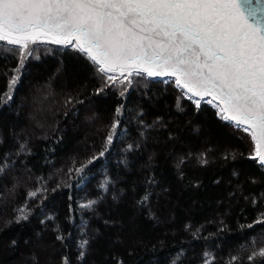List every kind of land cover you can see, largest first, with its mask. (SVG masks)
Instances as JSON below:
<instances>
[{
  "label": "trees",
  "instance_id": "trees-1",
  "mask_svg": "<svg viewBox=\"0 0 264 264\" xmlns=\"http://www.w3.org/2000/svg\"><path fill=\"white\" fill-rule=\"evenodd\" d=\"M36 55L0 102V264H264L248 260L264 246V225L247 227L264 213V168L247 159L246 133L171 81L136 78L121 96L79 52ZM17 66L0 53V101ZM117 107L114 143L77 175L104 149ZM21 208L29 219L16 223Z\"/></svg>",
  "mask_w": 264,
  "mask_h": 264
},
{
  "label": "snow or ice",
  "instance_id": "snow-or-ice-1",
  "mask_svg": "<svg viewBox=\"0 0 264 264\" xmlns=\"http://www.w3.org/2000/svg\"><path fill=\"white\" fill-rule=\"evenodd\" d=\"M0 45H7L0 53L18 58L0 102L12 99L26 61L39 58L37 49L56 45L85 56L104 87H119L121 96L136 78L160 79L171 81L197 110L202 103L212 105L221 120L248 135L253 148L247 159L264 168V0H0ZM122 115L117 107L104 149L77 168V175L105 156ZM101 187L107 191V182ZM148 200L145 195L139 203ZM97 203L88 200L79 208L91 211ZM29 215L21 208L15 222ZM255 225H264V213L247 227ZM89 243H79L81 262ZM255 259L264 260V246L248 257ZM61 264L71 261L64 256Z\"/></svg>",
  "mask_w": 264,
  "mask_h": 264
},
{
  "label": "bare ground",
  "instance_id": "bare-ground-1",
  "mask_svg": "<svg viewBox=\"0 0 264 264\" xmlns=\"http://www.w3.org/2000/svg\"><path fill=\"white\" fill-rule=\"evenodd\" d=\"M116 74H118V73H116Z\"/></svg>",
  "mask_w": 264,
  "mask_h": 264
}]
</instances>
